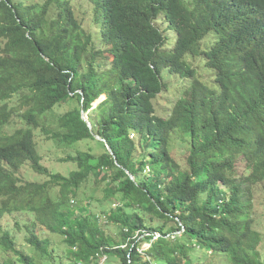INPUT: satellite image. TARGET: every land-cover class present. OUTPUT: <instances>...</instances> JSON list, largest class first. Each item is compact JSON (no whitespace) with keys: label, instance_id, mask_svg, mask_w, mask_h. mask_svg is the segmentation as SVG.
Masks as SVG:
<instances>
[{"label":"trees","instance_id":"16d2710c","mask_svg":"<svg viewBox=\"0 0 264 264\" xmlns=\"http://www.w3.org/2000/svg\"><path fill=\"white\" fill-rule=\"evenodd\" d=\"M84 1L88 30L74 0H0V264H264L252 216L264 183V0ZM174 77L186 86L161 117L155 101ZM36 132L103 151L77 149L60 160L75 169L53 173ZM24 165L45 180L23 179ZM105 202L101 214L90 207ZM11 214L26 250L2 224Z\"/></svg>","mask_w":264,"mask_h":264},{"label":"rangeland","instance_id":"374dc122","mask_svg":"<svg viewBox=\"0 0 264 264\" xmlns=\"http://www.w3.org/2000/svg\"><path fill=\"white\" fill-rule=\"evenodd\" d=\"M75 2L72 4L73 10H75L76 17L81 19L84 18V27L86 30H88L91 24V19L92 16L88 12H82V9H88L90 8V12L93 14V9L94 5L91 3H86L84 0H74ZM166 27V26H164ZM206 43H204V46ZM205 50V48H204ZM190 63L193 65V67L196 68V70H199V74L203 79H210L208 80H202L203 83L208 85L212 89H216V86L214 84V76L213 74L205 67V62L202 60L203 63V69H202V63L198 59H190ZM204 70V71H203ZM212 74V76L210 74ZM211 76V77H210ZM165 79V78H164ZM167 86L168 89H166L163 93H161L156 101H155V107H156V114L164 117L168 115L170 107L172 106L175 98H177L181 90L183 89L184 86H186V82L182 81L180 78H167ZM178 87L177 89H175ZM104 99V96L101 97V100ZM100 100V101H101ZM98 102L94 103L93 107H96ZM74 106V103L71 102L67 107H63L59 110L54 111L51 114L47 115V120L50 122L49 128H55V121H56V114L58 113L61 115L62 113L70 110ZM87 116V115H86ZM21 124L19 121H15L12 123L11 128L14 130L15 128L20 127ZM7 132H9V129H6ZM36 141L38 145V151L40 152L41 158H42V165L48 168L51 172L53 173H60L63 175H66L67 172L73 171L75 169V165L73 163H63L60 162V160L64 157H66L68 154H73L75 150L77 149H82L86 150L88 147H91L94 151L95 154H100L103 151L102 147L95 146L94 143L92 142H81L71 148H65L64 146L60 145L58 142L54 141H49L45 139V136L43 134H37L36 132ZM176 145L174 146L173 150V156L176 159V161L181 165H185V154L183 153V150L181 149V146L175 142ZM244 165L240 161L238 162L237 166V173L241 174L243 172ZM20 175L23 179H26L27 181H32V182H43L45 180V177L39 176L35 174L29 166L24 165L21 170H20ZM87 192H91V187L86 188ZM94 195L96 197H101V192L99 189L94 191ZM112 204L109 206L111 207ZM91 209L93 210L94 213L96 214H101L103 209L107 208V202L102 203L101 205L98 203H92L91 204ZM252 216L254 218V228L260 232L262 236V253H264V183H260L256 186L253 187V213ZM21 215L19 214H11L8 215L4 218L2 224L5 226V230L11 234L13 238L16 240V244L18 245V248L26 250V246L23 247L24 243V238L25 235L23 232H19L15 229L14 227V222L16 220H19ZM24 218H27L24 216ZM8 223V225H7ZM108 233L116 234V230L114 227H110ZM45 236H47L50 240L51 243H53L54 246H56L57 253L60 254L61 256H64L65 253V246L61 243V238L57 235L54 234H47L45 233ZM142 248H146L148 244L142 243L141 244ZM1 258V256H0ZM104 257L101 258L100 262H104ZM63 262L67 263L65 260V257L63 258ZM110 264H120L119 261L117 260H111ZM204 264H225V262L220 258V256H210L204 261Z\"/></svg>","mask_w":264,"mask_h":264},{"label":"water","instance_id":"95a60500","mask_svg":"<svg viewBox=\"0 0 264 264\" xmlns=\"http://www.w3.org/2000/svg\"><path fill=\"white\" fill-rule=\"evenodd\" d=\"M81 118H82V120L87 124V126L89 127V129H91V123L88 121L87 116H86V114H85L84 112L81 113ZM94 137H95V139L104 142V140L101 139L99 136H96V135H95ZM106 149H107L108 152L112 155L111 148H110L108 145H106ZM127 173H128V172H127ZM128 175H129L130 178L133 180V176H132L130 173H128Z\"/></svg>","mask_w":264,"mask_h":264},{"label":"built area","instance_id":"2783aa9c","mask_svg":"<svg viewBox=\"0 0 264 264\" xmlns=\"http://www.w3.org/2000/svg\"><path fill=\"white\" fill-rule=\"evenodd\" d=\"M157 237H160V235L159 234H155V238H157ZM149 248V245L147 246V249ZM144 250H146V248H144ZM141 252H142V250H141ZM142 254H144L143 252H142ZM105 259V258H104ZM77 264H83V263H81V262H78Z\"/></svg>","mask_w":264,"mask_h":264}]
</instances>
